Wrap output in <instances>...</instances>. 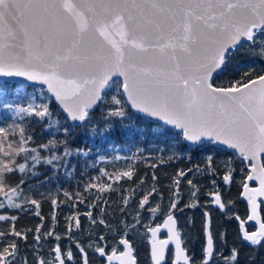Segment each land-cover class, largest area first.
<instances>
[{
  "label": "snow or ice",
  "instance_id": "snow-or-ice-1",
  "mask_svg": "<svg viewBox=\"0 0 264 264\" xmlns=\"http://www.w3.org/2000/svg\"><path fill=\"white\" fill-rule=\"evenodd\" d=\"M13 78L30 84L16 86ZM29 87L32 92L25 91ZM53 102L63 122L51 110ZM0 107L14 118L12 123L5 118L6 126L0 127V222L5 225L0 228V264H77L73 246L78 264H90L89 251L106 258V264H137L129 237L139 234L138 225L145 229L144 238L151 233L153 264H168L170 244L171 264H197L176 215L197 208L204 233L199 264H240L237 247L224 255L227 231L217 233L208 210L213 205L237 221L241 241L264 247V0H0ZM137 113L147 118L142 130L128 131L136 143L144 137L160 153L148 164L150 181L149 173L141 175L138 166L128 164L90 177L83 191L53 194L24 187L42 175L37 166L52 172L70 169L66 174L71 176L72 161L91 156V147L71 142L76 127L88 139L108 141ZM33 124L43 125L50 138L35 144ZM181 144L188 148L181 150ZM189 150L205 153L203 167L192 164ZM229 150L230 158L214 155ZM145 151L137 148L132 157L113 159L143 161ZM179 160L190 166L163 173L166 183L161 184L157 170ZM209 174L210 188L202 192L198 177ZM221 183L228 189L238 184L249 205L246 219L229 212L235 201L225 197ZM113 193L118 200L111 199ZM44 202L50 205L48 218L40 211ZM80 205L86 211H79ZM63 208L69 211L60 233L57 215ZM8 209L31 210L40 223L17 228L19 216L7 214ZM142 212L149 219L163 216L162 225L144 224ZM47 219L51 224L45 228ZM246 221L256 230L249 231ZM100 226L106 233L115 230L110 251L105 234L93 237ZM162 228L165 239L159 235Z\"/></svg>",
  "mask_w": 264,
  "mask_h": 264
},
{
  "label": "trees",
  "instance_id": "trees-1",
  "mask_svg": "<svg viewBox=\"0 0 264 264\" xmlns=\"http://www.w3.org/2000/svg\"><path fill=\"white\" fill-rule=\"evenodd\" d=\"M223 82V81H218ZM12 84H15L16 86L19 85H29L27 83H15L11 82ZM38 88V87H37ZM25 91L32 92V88H26ZM111 95H116L115 90H110ZM33 94H36L33 92ZM110 99V96H109ZM51 110L54 113H57L59 115V118L61 122L64 120L63 113L60 112L59 107L55 102L51 104ZM129 111L134 112L131 108H129ZM137 119H133L130 122H125L122 126L118 125V131L115 133V136L111 138L108 141H97L96 138L93 136L91 139L86 138L88 136V133L84 132L79 127H76L74 129L73 135L76 137L74 141H71L74 146H83V147H91L93 149L92 154L90 157H79L78 159H74L72 161L73 165L75 166V172L69 176L67 175V171H70V169H60L58 172H52L48 166L40 167L37 166L39 171L42 173V175L36 176L32 179L27 180V183L24 185V187L31 188L33 185L36 186V189L38 191L42 192H51L55 194L56 192L60 191L62 194V191H68V192H75V191H83L82 185L84 181L89 179L90 177H97L103 176V170H107L109 172L113 171L114 169H120L124 168L128 164H131L133 166L139 167V173L143 175L144 173H149L148 180H151V171L148 167V164L151 162H154L156 156H158L160 153L156 151L157 145L147 143V141L144 140V137H140V142L136 143L134 141V135L133 131H128L129 129L135 130V131H141L142 130V122L146 120L147 118L143 117V115L137 113L136 114ZM5 118L7 123H12V120L14 119L10 113H6L2 107H0V127L6 126L5 124ZM17 123H20V121L17 119ZM32 127L34 128V136H35V144H40L41 142L46 141L50 138V134L48 130L44 129L43 125H36L33 124ZM106 145V147L104 146ZM160 148H164V145H159ZM137 148H146L144 155V160L141 161L139 159H131V160H115L113 157L115 156H127L132 157V154L136 152ZM181 150L187 149L188 146L186 144L180 145ZM192 154V164H200L201 167H203L204 164V155L205 153H201L198 150H189ZM151 153L152 159H148V155ZM185 155L187 152L184 153ZM103 155L106 157L105 160L101 161L99 157ZM139 156V154H137ZM214 155L220 159L224 158H230L232 156L231 151L227 152H216ZM87 165V166H86ZM94 165V166H93ZM190 164L186 160H179L174 162L170 166H162L159 170H157V175L161 177L160 183L165 184L166 181L163 178V173H171L176 168H187ZM235 167L237 168V177H240L239 175V168L242 167V165L237 160L235 163ZM245 171H248V169H245ZM21 174H17L16 176L12 177L13 181H16L19 179V176ZM45 177H50V179L43 184V186H40V182L45 181ZM211 175H206L204 177H198V181L202 183V192L210 188V184L208 181L211 179ZM27 179V178H26ZM219 182V181H218ZM123 183V181L121 182ZM129 185L125 184V187H128ZM221 191L224 193L226 188L221 183L220 185ZM231 192H229L227 195H225L226 198L232 199L235 201L234 205L229 209V212H235L238 213L242 219H246L248 215V206L240 197V188H235L234 185L231 186ZM29 195L32 194L30 191L28 193ZM185 197H187V192L185 191ZM0 199H3L0 197ZM112 200H118L119 196L116 193L111 194ZM206 197L201 194L200 196V202L204 203ZM19 203V199L17 200ZM183 203V202H182ZM164 204L166 206L167 204V191L165 190V199ZM147 207V206H146ZM211 212L214 227L216 228L217 233L221 229H226L227 231V246L223 248L224 255H228V250L232 248L233 246L237 247L239 249V256H240V264H264V247H258L254 248L250 246L247 242H243L239 239V228L237 221L235 219H227L218 209H213L212 207H209L208 209ZM43 216L46 218L50 215V205L47 202H44L42 204V207L40 209ZM68 208H63L62 210H58L57 219L59 221L57 231L60 233H63L65 230V222H64V215L68 213ZM79 211L83 212L86 211L85 207L83 205H80ZM130 214L128 216L129 221H131V209L129 210ZM144 216H146L144 219L148 222L150 226H155L159 223H161L164 219L161 215H155L154 219H149V213L142 212ZM7 214H17L19 216L18 221L16 222L17 228H35L36 225L40 223V218L33 215L31 210L28 212H17L13 209H8ZM262 218H264V207L261 209ZM119 215V214H117ZM179 219L180 229L182 230L183 237H186L187 239V247L190 250L191 253H194L195 259L198 261V259H201L202 256V246L204 244V235H203V216L201 209L197 208L195 210L191 209H185L182 213L176 214ZM189 218L192 219L193 223L189 224ZM86 220L82 218L81 223L82 226L87 228L84 224ZM51 224V220L47 219L45 223V228H47ZM246 227L249 231H255L254 226L248 223L246 221ZM5 225L3 222H0V228H3ZM115 234V230L112 232ZM105 234L106 240L111 239L113 242V237L109 235H112L111 233H106L105 228L102 226L100 227H94L93 237ZM133 234V233H132ZM131 234V235H132ZM130 239L139 240L140 242H143L140 238H134L131 237ZM82 240H84L83 237H81ZM33 243L32 236L29 234L28 239V245H31ZM51 242H49L50 244ZM67 241L63 240L61 241L62 246L66 244ZM219 243V242H218ZM111 244H107V251H110ZM49 245L46 244L45 247L47 248ZM22 247H24L22 245ZM72 251L74 255L76 256L77 264L79 262V254L73 246ZM31 256V252H29V258ZM139 258V257H138ZM147 263L151 264L149 252H148V258H146ZM139 260V259H138ZM197 264H199L197 262ZM221 264H223V261H221Z\"/></svg>",
  "mask_w": 264,
  "mask_h": 264
},
{
  "label": "flooded vegetation",
  "instance_id": "flooded-vegetation-1",
  "mask_svg": "<svg viewBox=\"0 0 264 264\" xmlns=\"http://www.w3.org/2000/svg\"><path fill=\"white\" fill-rule=\"evenodd\" d=\"M131 237L140 238V237H138V235H135L134 233L131 235ZM161 238H166V235L165 234L162 235ZM149 239H150V235L148 233L147 238H144V236H143V243H142V245H141V242L139 240H136V239L133 240V246H134V249H135L134 255L137 258V261H138L137 263L138 264H139L138 254H141V253L144 254L143 255V257H144V264H148L147 261H146L147 260L146 258H148V252H149V257H150ZM122 250H123V248H119L118 249V251H122ZM172 254H173V250L171 249L169 251V255H168V264H171ZM94 256H95V254H94ZM89 257H90V264H106V259L103 258V257H100L98 254H96V256L94 257V259H93V256H90L89 255ZM200 260L201 259H198L197 262L199 263ZM93 261H95V262H93Z\"/></svg>",
  "mask_w": 264,
  "mask_h": 264
},
{
  "label": "rangeland",
  "instance_id": "rangeland-1",
  "mask_svg": "<svg viewBox=\"0 0 264 264\" xmlns=\"http://www.w3.org/2000/svg\"><path fill=\"white\" fill-rule=\"evenodd\" d=\"M238 179L240 178V177H237ZM234 185V187L235 188H238V184H233ZM251 186H254L253 184L251 185ZM229 192H231V189H228V188H226V190H225V192H224V195H227ZM242 200H243V202H245L246 204H247V202L243 199V198H241ZM247 206H248V212H249V205L247 204ZM264 205H262L261 206V209H262V207H263ZM142 217H143V223L144 224H148V222L146 221V219H144L146 216H144L143 215V213H142ZM262 217V216H261ZM248 223L249 224H251V225H254L256 228H257V226L253 223V222H251V221H248ZM84 224L86 225V227L88 228V223H87V221H85L84 222ZM160 224V223H159ZM149 225V224H148ZM158 225V224H157ZM245 227H246V225H245ZM86 228V229H87ZM247 228V227H246ZM256 228H255V230H256ZM137 230H138V233L139 234H137L136 232H133L135 235H138V237H140V239L143 241V236H144V233H145V229L144 228H142V227H140L139 225L137 226ZM181 230V229H180ZM112 235H109L110 236V238H111V236L112 237H114L115 236V234L114 233H111ZM183 234V233H182ZM148 235V234H147ZM84 239H86V237H83ZM112 240L111 239H107V244H111L110 246H113V242H111ZM142 243L143 242H141V245H142ZM89 255L90 256H93V259H94V257L96 256V254H95V256H94V253H92L91 251H89ZM143 253H141V254H138V257H139V264H144V257H143ZM30 259H31V256H30ZM93 262H95V261H93Z\"/></svg>",
  "mask_w": 264,
  "mask_h": 264
},
{
  "label": "water",
  "instance_id": "water-1",
  "mask_svg": "<svg viewBox=\"0 0 264 264\" xmlns=\"http://www.w3.org/2000/svg\"><path fill=\"white\" fill-rule=\"evenodd\" d=\"M11 82H16V83H28V84H30V82H28V81H26V80H24L23 78H13L12 80H11ZM58 106V105H57ZM133 110V109H132ZM134 111V110H133ZM143 115V114H142ZM255 185V184H254ZM256 186V185H255ZM212 208H216L214 205L212 206ZM159 225H162V223L161 224H159ZM257 226V225H256ZM258 227V226H257ZM177 228L179 229V222H178V219H177ZM166 235V230H164L163 228H162V230H161V232H160V238H161V236L162 235ZM149 235H150V240H149V247H150V244H151V233H149ZM167 238V237H166ZM161 239H165V238H161ZM173 250V245H169V248H168V250H167V252H166V259L168 260V255H169V251L170 250ZM104 258V257H103ZM106 259V258H105ZM151 263L153 264V262H152V260H151ZM138 264V263H137Z\"/></svg>",
  "mask_w": 264,
  "mask_h": 264
}]
</instances>
